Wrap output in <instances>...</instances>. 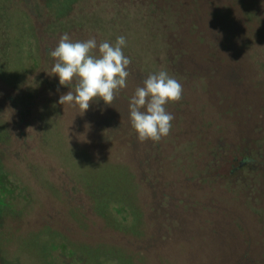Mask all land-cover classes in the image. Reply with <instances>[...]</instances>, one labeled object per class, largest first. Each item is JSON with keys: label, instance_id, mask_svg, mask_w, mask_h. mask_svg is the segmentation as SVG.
<instances>
[{"label": "rangeland", "instance_id": "obj_1", "mask_svg": "<svg viewBox=\"0 0 264 264\" xmlns=\"http://www.w3.org/2000/svg\"><path fill=\"white\" fill-rule=\"evenodd\" d=\"M110 1L0 0V264H233L247 246L233 220L215 209L234 213L238 201L193 177L194 165L183 161L180 171L174 161L189 154L185 137L179 134L175 150L169 137L157 141L163 168L143 172L140 153L119 139L115 122L128 116L124 98L94 100L83 113L58 103L71 86L59 84L49 53L67 33L73 42L95 38L91 54L99 56L106 40L89 28L100 19L81 15L109 13ZM202 17L211 29L226 26L220 10L210 7ZM259 46L245 58L264 88V39ZM203 55L195 59L200 67L208 63ZM135 86L127 79L118 92L128 95ZM184 113L179 124L174 116L170 132H180L182 122L194 135L199 117Z\"/></svg>", "mask_w": 264, "mask_h": 264}, {"label": "trees", "instance_id": "obj_2", "mask_svg": "<svg viewBox=\"0 0 264 264\" xmlns=\"http://www.w3.org/2000/svg\"><path fill=\"white\" fill-rule=\"evenodd\" d=\"M109 3L113 9L109 13L93 11L81 16L98 17L88 28L101 32L110 44L121 35L126 39L122 51L131 60L127 79L136 86L128 95L118 90L115 96L125 99L129 112L131 97L150 74L164 70L182 84L181 100L166 104V111L176 116L178 124L179 117L184 120L186 116L180 114L184 107L199 118L194 135L185 133L181 122L180 132L172 130L164 137H169L173 150L180 146L179 134L185 137L189 154L179 152L174 162H180V171L184 163L194 165L197 173L193 177L223 187L238 201L234 213H227L223 206L213 207L233 220L231 227L247 246L240 256L237 250L239 259L233 264H264V88L262 78L254 76L255 69H250L245 58L252 44L262 48L264 0H137V5L130 1L124 8L115 0ZM210 7L221 11L225 27L211 29L212 24L202 20L203 11ZM200 53L208 61L203 67L195 60ZM128 112L115 122L118 133L122 132L119 139L133 153H140L139 169L160 171L164 158L158 142L140 141ZM171 123L173 126L174 119ZM106 135L115 136L109 129ZM174 154L172 151V160ZM212 197L221 201L218 195ZM238 244L243 250L240 240ZM252 250L259 255L255 259Z\"/></svg>", "mask_w": 264, "mask_h": 264}, {"label": "clouds", "instance_id": "obj_3", "mask_svg": "<svg viewBox=\"0 0 264 264\" xmlns=\"http://www.w3.org/2000/svg\"><path fill=\"white\" fill-rule=\"evenodd\" d=\"M125 45V37L118 36L114 45L100 43L99 56H94L91 52L97 48L95 38L73 42L67 33L62 34L49 53L56 59L51 72L58 76L61 86H71V90L60 95L58 103L77 105L82 113L97 99L111 105L116 92L127 86L130 74L127 69L131 60L122 51ZM182 93V84L164 70L150 74L143 86L136 88L128 107L131 125L140 141H159L169 134L174 116L165 105L180 101Z\"/></svg>", "mask_w": 264, "mask_h": 264}]
</instances>
